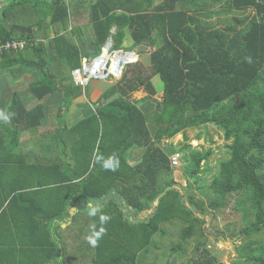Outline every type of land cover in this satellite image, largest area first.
<instances>
[{
  "label": "trees",
  "instance_id": "16d2710c",
  "mask_svg": "<svg viewBox=\"0 0 264 264\" xmlns=\"http://www.w3.org/2000/svg\"><path fill=\"white\" fill-rule=\"evenodd\" d=\"M233 10L238 15L220 18ZM70 19L66 0H8L0 7V44L39 39L3 50L0 69L14 76L41 73L28 85L35 106H25L10 86L8 104L0 101V264H78L82 257L86 264H149L150 248L158 247L154 235H165L164 225L175 219L182 226L171 252L184 253L191 237L202 238L181 264H226L211 254L203 226L210 211L231 202L242 212L243 226L229 224L218 233L241 240L232 264H264V241L251 238L264 230V0H95L90 32L69 29ZM18 26L31 31L23 34ZM50 27L53 37L42 42ZM127 31L131 48H153L149 71L127 63L132 66L103 92L96 112L71 127L61 106L51 116L44 105L48 94L60 92L68 107L80 89L72 78L82 61L74 35H88L98 47L112 35L111 49L117 50ZM154 76L162 81V95L144 113L137 104L157 94ZM139 91L144 95L136 99ZM203 125L228 142L206 199L190 181L184 193L176 188L170 161L179 152L189 179H201L213 149L192 146L185 130ZM25 132L28 143L21 140ZM180 132L185 141L178 148L162 144ZM130 148L143 150L134 165L125 157ZM112 155L119 160L115 171L96 159ZM157 198L144 220L123 217L126 210L136 216L152 208ZM89 202L103 204L96 217L88 215ZM74 203L78 210L63 228L60 221H67ZM102 214L110 220L93 247L86 237Z\"/></svg>",
  "mask_w": 264,
  "mask_h": 264
},
{
  "label": "rangeland",
  "instance_id": "374dc122",
  "mask_svg": "<svg viewBox=\"0 0 264 264\" xmlns=\"http://www.w3.org/2000/svg\"><path fill=\"white\" fill-rule=\"evenodd\" d=\"M5 2H8V0H0V7ZM230 12L231 13H229L228 15L223 14L222 17L220 18H224V17L229 18L230 16L238 15L236 10H233ZM247 12H251V10H248ZM218 19L219 18H216L217 23L222 24V22ZM123 48L125 50H128V49H133L135 51L137 50L135 47L131 48L130 46H128V41L124 42ZM151 50H153V48L150 45H146L144 47L138 46V52H139L138 58L131 59L129 63H132L133 65L134 62L137 61L136 63H140L142 65V67L140 65L142 69L149 71V67H148L149 52ZM110 51L112 54L114 53V50L110 49ZM88 56H91V55H88ZM93 57H90L89 59ZM113 62H114V57H113ZM132 65L128 64L125 66V68L128 69ZM112 67H114V65H112ZM121 74L120 75L119 74L117 75V73L116 75L112 74L110 77L116 80V78L119 79ZM5 79H6L5 70L0 69V84H1L0 87L2 86L5 92H6L7 86H10L12 90L17 88L18 85H15L16 81L15 80L13 81V77L12 79H9V82L8 80L6 81ZM92 80L94 79H91V81ZM91 81L89 85L92 84ZM154 81H155L154 84H156L157 89L158 90L162 89V81L160 80L158 76H156V78L154 77ZM101 82L107 85L106 82H103V81ZM23 83H26L25 79ZM139 106H142L141 103H139ZM151 130L153 131L154 127H152ZM185 132L187 133L188 138L197 140V141L192 140L191 142L189 141V143L195 148L205 149V148L210 147L211 149H213V154L209 157L208 162L204 165V167L208 168V170L200 174V178H201L200 180H197V181L190 180L194 193L198 197H202L206 199L207 196L209 195L207 186H208V183L212 175L218 170L219 159L226 158L228 156L227 147L225 146V144L228 142L224 140V138L221 135V132L211 125L206 128L204 126L188 128L187 131ZM197 136H199L200 138L198 139ZM164 140H165V143L167 144L174 143L176 145V148H178L179 145H181L185 141L184 135H182V133L181 134L178 133L174 135L172 138H169L168 141H166L167 139H164ZM183 163L184 162L180 164L181 166H179L178 168H174V169H176L175 170L176 178H179L180 183L185 185L189 178L186 176V174L183 171ZM213 213H215V216L213 215ZM205 220H206V223L203 226V231L205 234L208 249L210 250L211 254H213L214 256H216L218 259L225 262L226 264H232V260L234 259L236 255L237 246L241 244V240L234 239L228 236V233H226L225 238H222L221 233H218V232L224 231L225 226L229 224H231V226L235 228L242 227L243 226L242 212H240L239 210H236V207H234V202H231L230 205H228V207L226 208H223L215 212L210 211L206 215ZM164 227L166 229V234L163 236H159V235L155 236L156 245L158 247L150 248L149 253L147 254L146 260L149 262V264H181V262L185 261L187 257L191 255L194 245L197 242L201 241L202 238L198 234L191 237L188 240V242L185 244L184 253L180 254V252H171L170 250L171 246L175 244L177 240L179 239L181 223L179 221H173L169 224H165ZM251 238L253 240H263L264 241V230L261 231L257 235H253ZM87 260H88L87 258L84 259L82 257V260L80 259L78 264H86Z\"/></svg>",
  "mask_w": 264,
  "mask_h": 264
},
{
  "label": "crops",
  "instance_id": "0c3cea01",
  "mask_svg": "<svg viewBox=\"0 0 264 264\" xmlns=\"http://www.w3.org/2000/svg\"><path fill=\"white\" fill-rule=\"evenodd\" d=\"M46 1H49V0H46ZM66 2L68 3L69 9H70V15H71V19L69 20V29H71L72 27H76V29H77V27H82V29H83L82 31L90 32V28H89L90 27V19L89 18H90V12L92 11V5L95 2V0H66ZM49 19H50V17L47 18V20H49ZM86 26L88 28H84ZM115 30H116V28L112 27L111 33H114ZM49 31H50V34H48V36L46 38H44V39L42 38L41 39L42 42H48L49 39L51 37H53L54 27H52V28L50 27ZM88 38H89V36L85 35V36H83V38L81 40L77 34L74 35V39L78 44V48L80 51V55L82 56V59L83 58H90L93 56L95 57L100 52H102L104 50L110 51V49L112 48V44H113L112 35H110L107 38V40L104 42V44L100 47H98L96 44L89 41ZM125 41H128V45H130L132 43V40L129 36L128 31L126 32V37L124 39V42ZM124 42H123V46H124ZM46 45H47L48 55L52 56L53 49L50 47V44L46 43ZM138 46L139 45L135 46V48L137 49L136 51L133 49H128V50H125L124 48H120V49H122L124 51H129L131 55H133L134 57L136 56V58H138V56H139ZM88 55H91V56H88ZM129 62H130V60H128V62H126V63H129ZM126 63L124 64V67L122 68V70H124L125 66L127 65ZM121 72H123V71H121ZM5 74H6V79H5L6 81L8 80V82H9V79H12V77H13V81L14 80L16 81L15 85H18V86H17V88H15L13 90H15L17 92V95L19 96L22 103L25 104V106H27L28 108H32L33 106H35L38 103V101L36 100L34 94L31 92L28 85H29V82L34 81L37 78H39L41 76V73H36V72L33 73L32 71H28V72H24L23 74H19L17 76H14L11 74H7V72L5 70ZM154 77L156 78V76H154ZM154 77L152 78L153 83H155ZM24 79L26 80V83H23ZM117 80H118V78H116V80H115V79L111 78L110 76L108 78H105L102 80L101 79H94L91 81V79H90L92 84L89 85L90 84V81H89L86 86L80 85V89L72 96L71 103L69 104L68 107L62 106L63 105V96L60 92H52L46 96V98L44 100V105L48 106L50 110H53L51 116H53L57 112V108L61 106V110L59 111V113L61 114L60 116L63 117L66 125L68 127H71L75 123H77L80 119H82L86 116H89V115L96 112V107H98L100 105L99 104L100 96L103 94V92L111 84L116 83ZM101 81L106 82L107 85H105V83L103 84ZM155 86H156V84H155ZM156 88H157V86H156ZM161 90L162 89H160V90L157 89V94L154 97H151L150 99H147V100L145 99V100H143L144 102L143 101L139 102V103H141L142 106H139V103L137 104L139 106V108L144 113H149L154 109L155 99H160V97L162 95ZM143 95H144V93L139 91V92H136L134 97L137 99V98L142 97ZM9 99H10V94L8 92L6 93L4 91V88L1 86L0 87V101H2L3 105H7ZM152 107H153V109H152ZM55 122L56 121H54V124H55ZM148 126H149L150 130L152 127H154L153 124H148ZM191 128H193V127H191ZM185 131H187V129ZM151 132L153 134L154 130L153 131L151 130ZM180 134H181V132H180ZM185 134L187 136L186 132H185ZM182 135H183V133H182ZM29 138H30V135H28L27 132H25L21 135V140L24 143L25 142L28 143ZM197 138L199 139L200 137L197 136ZM164 139H167L166 141H168L169 138H164ZM164 139H162V144L167 145V143H165ZM192 140L197 141L196 139L189 138L190 142ZM142 154H143L142 149L130 148L125 152V157H126L127 161L129 162V164L134 165L141 160ZM172 154H170V156ZM182 162L183 161L181 160L180 164H182ZM179 166H181V165H179ZM179 166H175V167L173 166V167L178 168ZM175 170L176 169H174V171H173V175H174L176 181L178 182V184L176 185V188L180 192L184 193V187L186 186L187 182L190 181V179L187 180L185 185L181 184L179 181V178H176V176H175ZM183 171L186 174L184 168H183ZM186 176L188 177L187 174H186ZM158 200H159L158 198L155 200L152 208L143 210V211L137 213L136 216H133L130 212H128L126 210L123 217L124 218L128 217L129 220H131V221L144 220L145 218H147L151 214L153 208L157 205ZM89 203H91V202H89ZM94 204H97V202H94ZM77 206H78V204L74 203L72 206L68 207L69 217H68L67 221L66 222L60 221V224L63 228L71 223V216L77 212V210H78ZM102 206H103V204H99V208ZM143 214H144V216H143ZM173 221H179L181 223V226H182V222L179 219L172 220L169 223H171ZM87 223H89V221H87ZM169 223H167V224H169ZM180 232H181V228H180ZM156 235H158V234H156ZM156 235H154V238ZM179 235H180V233H179ZM2 259L6 260V253L3 254ZM2 264H6V262H3ZM48 264H55V263L53 261H50V262H48Z\"/></svg>",
  "mask_w": 264,
  "mask_h": 264
},
{
  "label": "built area",
  "instance_id": "2783aa9c",
  "mask_svg": "<svg viewBox=\"0 0 264 264\" xmlns=\"http://www.w3.org/2000/svg\"><path fill=\"white\" fill-rule=\"evenodd\" d=\"M36 41H28L27 39H10L0 44V54L3 50H21L24 49L27 44H34L38 42ZM115 54L110 51H102L97 56L89 59L83 58L81 61V66L77 69L72 70V78L76 84L81 86H86L90 79H105L111 76L112 74L116 75L117 72H111L110 66L113 62V56ZM170 161L173 166H177L180 164V153L174 152L170 156Z\"/></svg>",
  "mask_w": 264,
  "mask_h": 264
},
{
  "label": "clouds",
  "instance_id": "9594fccd",
  "mask_svg": "<svg viewBox=\"0 0 264 264\" xmlns=\"http://www.w3.org/2000/svg\"><path fill=\"white\" fill-rule=\"evenodd\" d=\"M128 60H131L130 57L128 58ZM117 73L119 75L121 74V72L120 73L117 72ZM3 119L7 120L8 119L7 115H4ZM96 159L98 162L102 161V166L105 169L115 171L119 167V160L115 155L109 156L107 159L103 158L102 156H97ZM99 212H100L99 205L94 203H89L88 215L96 217ZM109 220L110 217L108 215L102 214L99 215V226L97 225V223H93L90 225V229H89L90 234L86 237V239L91 246L93 247L97 246L99 240L106 234V228L104 227V225H106L109 222Z\"/></svg>",
  "mask_w": 264,
  "mask_h": 264
},
{
  "label": "water",
  "instance_id": "95a60500",
  "mask_svg": "<svg viewBox=\"0 0 264 264\" xmlns=\"http://www.w3.org/2000/svg\"><path fill=\"white\" fill-rule=\"evenodd\" d=\"M17 30L23 34L31 31L30 28L22 26H18ZM114 54V62L112 63L114 65L115 72L120 73L124 67V64L128 62V57L131 56V54L129 51H123L122 49L115 50Z\"/></svg>",
  "mask_w": 264,
  "mask_h": 264
},
{
  "label": "bare ground",
  "instance_id": "6f19581e",
  "mask_svg": "<svg viewBox=\"0 0 264 264\" xmlns=\"http://www.w3.org/2000/svg\"><path fill=\"white\" fill-rule=\"evenodd\" d=\"M107 48V47H106ZM130 57V59H134L135 57L133 56V55H131V56H129ZM128 57V58H129ZM112 65H113V63H112ZM112 65L110 66V71L111 72H114L115 71V69H114V67H112ZM115 73V72H114ZM117 75H118V73H117Z\"/></svg>",
  "mask_w": 264,
  "mask_h": 264
}]
</instances>
